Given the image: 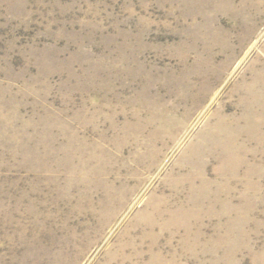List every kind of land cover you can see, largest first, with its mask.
Listing matches in <instances>:
<instances>
[{
    "label": "rangeland",
    "instance_id": "374dc122",
    "mask_svg": "<svg viewBox=\"0 0 264 264\" xmlns=\"http://www.w3.org/2000/svg\"><path fill=\"white\" fill-rule=\"evenodd\" d=\"M0 264H264V0H0Z\"/></svg>",
    "mask_w": 264,
    "mask_h": 264
}]
</instances>
